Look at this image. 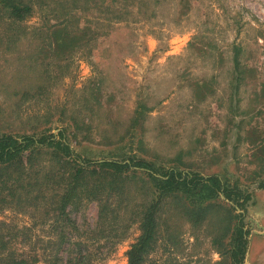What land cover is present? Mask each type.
I'll list each match as a JSON object with an SVG mask.
<instances>
[{
    "label": "rangeland",
    "instance_id": "1",
    "mask_svg": "<svg viewBox=\"0 0 264 264\" xmlns=\"http://www.w3.org/2000/svg\"><path fill=\"white\" fill-rule=\"evenodd\" d=\"M24 1L32 11L18 21L0 6V133L62 130L72 150L91 158L133 154L235 181L250 194L243 264H264V0H77L81 10L71 0ZM236 43L248 70L237 88ZM49 151L20 161L51 172ZM4 195L3 238L28 254L18 242L46 240L48 206L35 193ZM95 211L90 202L75 219L92 225ZM180 216L171 214L174 237L159 238L145 264L220 259L205 229ZM138 233L132 223L94 264H124Z\"/></svg>",
    "mask_w": 264,
    "mask_h": 264
},
{
    "label": "trees",
    "instance_id": "2",
    "mask_svg": "<svg viewBox=\"0 0 264 264\" xmlns=\"http://www.w3.org/2000/svg\"><path fill=\"white\" fill-rule=\"evenodd\" d=\"M91 1L111 5L115 0ZM79 2L68 4L81 10ZM0 6L15 21L32 11L24 0H0ZM242 51L239 43L233 45L236 88L248 76L241 64ZM41 150L54 156L51 172L40 174L20 161L27 156L30 163ZM3 191L15 201L35 193L47 204L50 217L45 241L18 242L29 248L28 254L10 248L0 229V264H94L105 254L103 248L121 239L132 223L139 233L125 251L124 264H145L159 238L174 237L169 224L173 213L194 229H205L219 254L214 264L244 262L248 235L244 204L250 194L245 186L217 174L155 165L133 154L91 158L72 150L62 130L39 135L0 133V194ZM90 202L96 206L93 224L78 222L75 215ZM23 230L28 228L18 234Z\"/></svg>",
    "mask_w": 264,
    "mask_h": 264
}]
</instances>
